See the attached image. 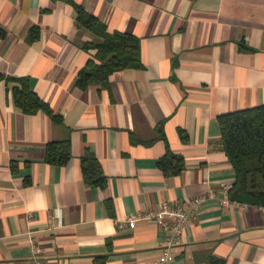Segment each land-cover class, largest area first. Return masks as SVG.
<instances>
[{"label":"crops","instance_id":"1","mask_svg":"<svg viewBox=\"0 0 264 264\" xmlns=\"http://www.w3.org/2000/svg\"><path fill=\"white\" fill-rule=\"evenodd\" d=\"M73 3L139 38L142 68L113 73L110 90L76 87L100 38ZM0 31V75L26 78L60 119L24 114L0 81V264H33L34 245L45 264H159L168 231L144 214L210 194L174 264H264V207L221 205L235 172L218 121L264 105V0H0ZM65 139L70 160L47 164ZM167 149L178 175L158 166ZM88 152L103 187L83 177Z\"/></svg>","mask_w":264,"mask_h":264},{"label":"trees","instance_id":"2","mask_svg":"<svg viewBox=\"0 0 264 264\" xmlns=\"http://www.w3.org/2000/svg\"><path fill=\"white\" fill-rule=\"evenodd\" d=\"M76 23L100 38L98 43L85 44L84 50L95 49L96 54L82 68L75 85L86 90L98 85L110 90V76L126 69L142 68L140 39L129 33H109L94 15L73 3ZM0 36L3 32L0 31ZM14 84L8 92L17 108L24 114L33 115L40 111L60 121L50 106L30 87L26 78H11L0 75V81ZM221 143L224 153L235 172V182L229 190L230 201L251 206L264 207V105L236 111L219 117ZM184 138L183 132H180ZM71 158L69 139L52 141L45 149V162L51 166H64ZM165 176L178 175L184 169V160L167 149L166 155L158 161ZM81 170L90 185L103 187L105 176L99 161L92 152L81 159Z\"/></svg>","mask_w":264,"mask_h":264},{"label":"built area","instance_id":"3","mask_svg":"<svg viewBox=\"0 0 264 264\" xmlns=\"http://www.w3.org/2000/svg\"><path fill=\"white\" fill-rule=\"evenodd\" d=\"M229 188H225L224 198L221 200V205L230 207L232 205H239L237 202L229 200L227 193ZM216 195L210 194L208 196L196 197L190 200L186 205L169 206L164 203L157 212H147L144 217L154 220L159 226L168 231L167 236L161 244V254L159 256V264H174V251L180 236L183 234L187 223L195 216L200 206L209 198H214ZM167 219L169 220L167 222ZM127 225L134 228L136 219L129 218ZM124 224L120 223L119 228H123ZM43 249L39 246H33V264H45L41 260Z\"/></svg>","mask_w":264,"mask_h":264}]
</instances>
